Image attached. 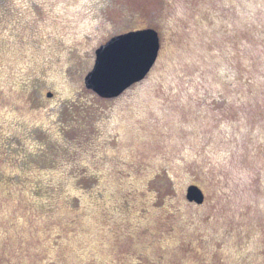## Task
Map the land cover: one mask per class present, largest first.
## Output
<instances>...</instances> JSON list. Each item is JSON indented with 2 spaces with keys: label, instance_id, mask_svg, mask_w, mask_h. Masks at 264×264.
I'll list each match as a JSON object with an SVG mask.
<instances>
[{
  "label": "rangeland",
  "instance_id": "374dc122",
  "mask_svg": "<svg viewBox=\"0 0 264 264\" xmlns=\"http://www.w3.org/2000/svg\"><path fill=\"white\" fill-rule=\"evenodd\" d=\"M145 27L146 76L86 88L94 48ZM0 264H264V0H6Z\"/></svg>",
  "mask_w": 264,
  "mask_h": 264
},
{
  "label": "water",
  "instance_id": "95a60500",
  "mask_svg": "<svg viewBox=\"0 0 264 264\" xmlns=\"http://www.w3.org/2000/svg\"><path fill=\"white\" fill-rule=\"evenodd\" d=\"M159 49L160 36L154 27L116 34L96 49L93 65L84 76V85L101 97H116L146 76ZM185 197L201 204L204 193L198 185L190 184Z\"/></svg>",
  "mask_w": 264,
  "mask_h": 264
},
{
  "label": "flooded vegetation",
  "instance_id": "af4514ba",
  "mask_svg": "<svg viewBox=\"0 0 264 264\" xmlns=\"http://www.w3.org/2000/svg\"><path fill=\"white\" fill-rule=\"evenodd\" d=\"M120 33H122V32H120ZM116 34H119V33H115V34L109 35L105 40H103L102 42H100L98 44V46H96L94 48V50H93V62H94V59H95V51H96V49L100 45L104 44L108 39H110L112 36H114ZM93 62L91 64V66L93 65ZM51 85H52L51 83L50 84L47 83V85H45V86H47V88L49 90L52 89V91L50 90V92H48V97L46 96L47 91L45 92L44 95L49 100V104L46 107V110H47V112H46V114H47L46 115L47 116V120H48V123H50V125L53 126V125L59 124L60 120L63 117V111L65 110V108H66L67 105H66L65 101L62 99V97L55 96L56 95L55 94V91H54V89H53V87ZM31 131L33 132L34 130L31 129ZM185 193H186V190H185Z\"/></svg>",
  "mask_w": 264,
  "mask_h": 264
},
{
  "label": "trees",
  "instance_id": "16d2710c",
  "mask_svg": "<svg viewBox=\"0 0 264 264\" xmlns=\"http://www.w3.org/2000/svg\"><path fill=\"white\" fill-rule=\"evenodd\" d=\"M6 0H0V6H4ZM19 86H21L24 89L30 90L32 91V95L37 98L39 96V94L37 93V89H36V85L35 84H26L23 81H20ZM5 149L7 152L9 151H18L16 148L12 147L8 142L4 141L3 142ZM24 159V157L22 156V160ZM24 161V160H23Z\"/></svg>",
  "mask_w": 264,
  "mask_h": 264
}]
</instances>
